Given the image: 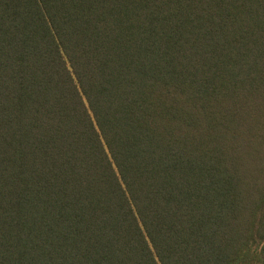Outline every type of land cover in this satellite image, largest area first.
Listing matches in <instances>:
<instances>
[{
  "label": "trees",
  "instance_id": "trees-1",
  "mask_svg": "<svg viewBox=\"0 0 264 264\" xmlns=\"http://www.w3.org/2000/svg\"><path fill=\"white\" fill-rule=\"evenodd\" d=\"M0 264H264V0H0Z\"/></svg>",
  "mask_w": 264,
  "mask_h": 264
}]
</instances>
